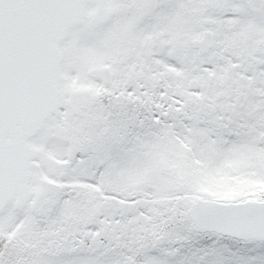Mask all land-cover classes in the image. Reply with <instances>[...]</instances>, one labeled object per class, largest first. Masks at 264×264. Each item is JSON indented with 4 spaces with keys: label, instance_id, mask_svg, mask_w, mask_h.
Masks as SVG:
<instances>
[{
    "label": "snow or ice",
    "instance_id": "snow-or-ice-1",
    "mask_svg": "<svg viewBox=\"0 0 264 264\" xmlns=\"http://www.w3.org/2000/svg\"><path fill=\"white\" fill-rule=\"evenodd\" d=\"M0 264H264V0H0Z\"/></svg>",
    "mask_w": 264,
    "mask_h": 264
}]
</instances>
